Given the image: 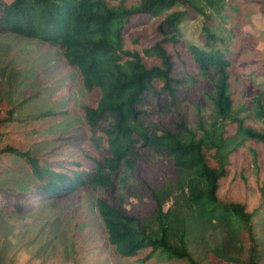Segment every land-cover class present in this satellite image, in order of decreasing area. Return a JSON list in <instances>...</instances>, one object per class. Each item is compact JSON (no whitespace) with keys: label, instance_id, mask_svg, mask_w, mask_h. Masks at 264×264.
Instances as JSON below:
<instances>
[{"label":"trees","instance_id":"1","mask_svg":"<svg viewBox=\"0 0 264 264\" xmlns=\"http://www.w3.org/2000/svg\"><path fill=\"white\" fill-rule=\"evenodd\" d=\"M124 1L0 0V35L57 49L85 94L94 95L93 104L79 109L83 129L54 137L49 126L75 111L24 118L23 109L40 99L48 80L38 78L36 68L20 69L7 50L0 53V215L21 216L83 190L92 194L121 262L264 264V176L251 207L219 195L235 151L254 142L264 154V91L244 90L235 107L229 72L238 50L216 46L213 18L224 19L228 0ZM196 16L200 46L181 39V25ZM140 18L155 19L158 40L145 45L133 35L128 40L137 48L128 49L125 31ZM200 79L213 83L211 93L202 92L209 118L190 90ZM247 113L259 127L248 124ZM40 143L49 149L36 147ZM162 161L170 163L171 175L152 186L142 168Z\"/></svg>","mask_w":264,"mask_h":264},{"label":"rangeland","instance_id":"2","mask_svg":"<svg viewBox=\"0 0 264 264\" xmlns=\"http://www.w3.org/2000/svg\"><path fill=\"white\" fill-rule=\"evenodd\" d=\"M135 1L125 0L124 5L130 6ZM228 2V7L223 11L224 19L213 16L212 26L220 37L216 43L218 49L238 50L235 52L239 54L236 67L229 72L231 97L237 107L242 101L244 90L248 94L264 91V0ZM188 11L191 13L190 17L195 15L190 9ZM154 23L155 19H134L125 31V47L137 48L128 40L133 35L144 37L145 45L157 41ZM181 39L195 46L203 43L200 17L196 16L193 21L181 25ZM4 50L10 53L13 63H18L20 69L36 68L38 78L48 80L40 99L25 106L23 117L34 116L46 110H73L75 114L72 119L49 126L50 134L57 137L68 128L82 130L80 106L85 101L86 104H93L94 95L85 94L77 73L64 64L57 49L36 40L8 34L0 35V53ZM143 61L146 66H152L155 62L152 59ZM212 87L211 81L200 79L190 89L192 97L203 104L207 118L210 117L209 106L203 100L205 98L202 92L211 93ZM184 90L186 91L185 88ZM189 91L185 94L188 100L191 99ZM246 116L250 117L248 124L260 126L250 114L247 113ZM186 117L193 127L194 113L189 107ZM227 131L232 133L233 129L228 128ZM40 144L36 147L44 151L50 147L46 143ZM170 175L169 162L162 161L151 169L142 168V176L152 186H157ZM263 176V149L257 143L246 142L230 156V175L223 182L219 195L243 201L251 207L258 201L257 188ZM136 203L135 200L131 201L132 205ZM140 211L145 212L144 205ZM0 251L3 258L0 264H138L121 262L115 255L103 233L94 198L90 192L83 190L62 199L41 202L21 216L0 215Z\"/></svg>","mask_w":264,"mask_h":264}]
</instances>
